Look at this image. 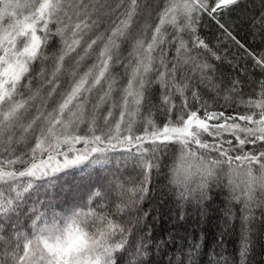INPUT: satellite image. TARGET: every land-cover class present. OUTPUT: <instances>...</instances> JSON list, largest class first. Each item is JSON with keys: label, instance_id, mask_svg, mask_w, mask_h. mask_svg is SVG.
Segmentation results:
<instances>
[{"label": "snow or ice", "instance_id": "snow-or-ice-1", "mask_svg": "<svg viewBox=\"0 0 264 264\" xmlns=\"http://www.w3.org/2000/svg\"><path fill=\"white\" fill-rule=\"evenodd\" d=\"M249 64L264 75V0H0V264H162L173 234L153 250L142 208L170 156L178 207L213 184L242 204L247 264L264 208V78ZM201 251L181 244L168 264ZM209 264L234 262L213 249Z\"/></svg>", "mask_w": 264, "mask_h": 264}, {"label": "trees", "instance_id": "trees-1", "mask_svg": "<svg viewBox=\"0 0 264 264\" xmlns=\"http://www.w3.org/2000/svg\"><path fill=\"white\" fill-rule=\"evenodd\" d=\"M256 8L259 6L260 0H252ZM169 32L171 27L169 26ZM238 39L248 44H253L251 34L248 32L247 26H242L239 30ZM201 38L205 39L211 46H216L219 40V34L215 29L200 26L199 33ZM58 46V40L54 41L48 51H53ZM231 49L229 56L236 53L237 49L232 45H226ZM129 47L123 48V54L127 55ZM225 51L224 47L220 48V52ZM218 65L219 72L224 73L225 77L233 75L232 69L227 62L221 63L215 61ZM243 64V61H241ZM250 75L248 79L259 80L264 78L259 70H251L249 64ZM122 71V69H117ZM246 88L245 91H250ZM159 89L153 90V96L158 97ZM214 95V94H210ZM206 99L209 97H205ZM155 102V100L153 101ZM209 103L212 100L209 99ZM223 98L217 102V105H223ZM174 163V157H169L165 162L163 171L157 175L153 173L150 192L147 195L142 211H147L150 215L145 219L144 234L151 229L152 240L148 241L153 244L155 250L156 242L169 238L175 240V246L172 240H169L167 253L162 255L161 251H156L154 260L162 261V264H168L169 254L176 251V247L184 245V250L193 242L202 241V251L199 257V264H209V253L214 249L217 256H227L230 262L239 264V251L241 247V215L242 204L230 200V192L223 186L213 184L208 192L209 200L202 202L199 207L195 202L191 205L185 204L178 207L176 187L170 184L171 168ZM135 175L129 170L125 176ZM230 215L226 219V212ZM184 214V219L179 220V216ZM254 220L252 221V231L250 237V250L248 252L247 264H264V208L253 209ZM139 232V226L137 228Z\"/></svg>", "mask_w": 264, "mask_h": 264}]
</instances>
